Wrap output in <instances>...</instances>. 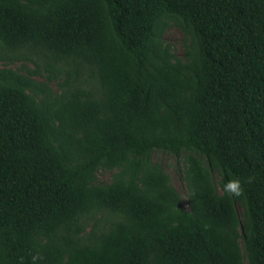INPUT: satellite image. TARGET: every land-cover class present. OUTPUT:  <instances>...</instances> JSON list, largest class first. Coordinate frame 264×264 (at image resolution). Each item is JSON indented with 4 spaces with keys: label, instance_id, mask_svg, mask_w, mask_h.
<instances>
[{
    "label": "trees",
    "instance_id": "1",
    "mask_svg": "<svg viewBox=\"0 0 264 264\" xmlns=\"http://www.w3.org/2000/svg\"><path fill=\"white\" fill-rule=\"evenodd\" d=\"M0 264H264V0H0Z\"/></svg>",
    "mask_w": 264,
    "mask_h": 264
},
{
    "label": "rangeland",
    "instance_id": "2",
    "mask_svg": "<svg viewBox=\"0 0 264 264\" xmlns=\"http://www.w3.org/2000/svg\"><path fill=\"white\" fill-rule=\"evenodd\" d=\"M164 39L167 43L172 45L173 49L177 52V55L182 54L183 35L177 26L173 25L168 28L164 34ZM9 67L13 69H22L25 67V69L32 70L34 66L32 63L27 62L24 65L21 63L10 64ZM36 79L39 81H44V79L40 77H37ZM53 88H56L55 85H53ZM153 160L162 166L163 170L169 175L172 186L180 193L182 197H184L185 186L181 178L182 167L181 164L178 163V160L164 153H156L153 157ZM98 179L102 183L109 182L110 174L108 172H100L98 174Z\"/></svg>",
    "mask_w": 264,
    "mask_h": 264
},
{
    "label": "clouds",
    "instance_id": "3",
    "mask_svg": "<svg viewBox=\"0 0 264 264\" xmlns=\"http://www.w3.org/2000/svg\"><path fill=\"white\" fill-rule=\"evenodd\" d=\"M254 177H249L246 181L247 183H251ZM224 193L233 197H241L244 195V188L242 186V181L240 178H231L225 184H223Z\"/></svg>",
    "mask_w": 264,
    "mask_h": 264
}]
</instances>
